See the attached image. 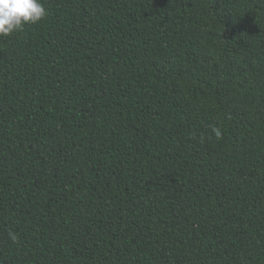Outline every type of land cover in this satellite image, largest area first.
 <instances>
[{
  "label": "trees",
  "instance_id": "1",
  "mask_svg": "<svg viewBox=\"0 0 264 264\" xmlns=\"http://www.w3.org/2000/svg\"><path fill=\"white\" fill-rule=\"evenodd\" d=\"M41 2L0 36V264H264V0Z\"/></svg>",
  "mask_w": 264,
  "mask_h": 264
},
{
  "label": "clouds",
  "instance_id": "2",
  "mask_svg": "<svg viewBox=\"0 0 264 264\" xmlns=\"http://www.w3.org/2000/svg\"><path fill=\"white\" fill-rule=\"evenodd\" d=\"M46 15L41 0H0V36H9L23 30L25 25L37 24Z\"/></svg>",
  "mask_w": 264,
  "mask_h": 264
}]
</instances>
